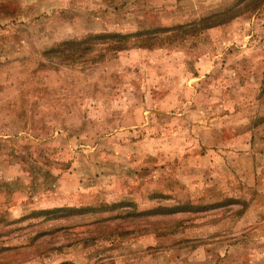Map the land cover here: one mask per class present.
Instances as JSON below:
<instances>
[{"label": "rangeland", "instance_id": "374dc122", "mask_svg": "<svg viewBox=\"0 0 264 264\" xmlns=\"http://www.w3.org/2000/svg\"><path fill=\"white\" fill-rule=\"evenodd\" d=\"M0 264H264V0H0Z\"/></svg>", "mask_w": 264, "mask_h": 264}, {"label": "trees", "instance_id": "16d2710c", "mask_svg": "<svg viewBox=\"0 0 264 264\" xmlns=\"http://www.w3.org/2000/svg\"><path fill=\"white\" fill-rule=\"evenodd\" d=\"M229 11H232V9H230ZM221 15H223V14H218V15L215 14V15H212V16L206 18L205 21L212 20L213 17L216 18V16H217L216 20L218 21V23L224 22L226 19L224 17H221ZM219 18H221V19H219ZM213 26H215V25L214 24L208 25V27H206V28H210V27H213ZM76 42H77V44H80V41H76Z\"/></svg>", "mask_w": 264, "mask_h": 264}]
</instances>
